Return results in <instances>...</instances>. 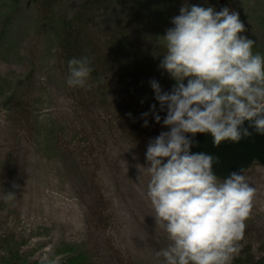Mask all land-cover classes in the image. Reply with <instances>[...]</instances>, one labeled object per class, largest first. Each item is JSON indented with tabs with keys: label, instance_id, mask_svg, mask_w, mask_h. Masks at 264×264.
I'll return each instance as SVG.
<instances>
[{
	"label": "rangeland",
	"instance_id": "rangeland-1",
	"mask_svg": "<svg viewBox=\"0 0 264 264\" xmlns=\"http://www.w3.org/2000/svg\"><path fill=\"white\" fill-rule=\"evenodd\" d=\"M184 4L238 12L262 50L264 0H0V262L12 250L25 264H163L156 252L170 241L144 167L150 140L169 129L154 113L127 121L135 108L114 65L130 62L109 45L124 31L134 53L166 51L160 36ZM64 26L89 43L97 78L84 88L66 84ZM244 176L256 191L232 264L264 260V166Z\"/></svg>",
	"mask_w": 264,
	"mask_h": 264
},
{
	"label": "clouds",
	"instance_id": "clouds-1",
	"mask_svg": "<svg viewBox=\"0 0 264 264\" xmlns=\"http://www.w3.org/2000/svg\"><path fill=\"white\" fill-rule=\"evenodd\" d=\"M171 24L160 36L166 51L159 67L175 84L163 91L150 81L169 130L150 140L144 167L152 216L170 241L156 257L163 264H232L256 189L243 172L217 178L214 158L192 153L188 134L210 133L216 146L239 142L250 135L245 121L264 134V55L253 53L255 41L242 35L245 26L228 7L184 4ZM92 71L87 57L69 59L67 86H88ZM150 111L160 123L156 105ZM41 264H49L47 256Z\"/></svg>",
	"mask_w": 264,
	"mask_h": 264
},
{
	"label": "trees",
	"instance_id": "trees-1",
	"mask_svg": "<svg viewBox=\"0 0 264 264\" xmlns=\"http://www.w3.org/2000/svg\"><path fill=\"white\" fill-rule=\"evenodd\" d=\"M114 18L118 19L116 17ZM119 21H124V18L119 19ZM125 35L127 34L124 31L120 32L118 36L119 39L121 38V40L119 41L118 39V41H115V38H112L113 42L109 46L110 50L117 52V54L122 55L124 54L123 52H126V60L130 62L129 65H126L122 61L116 60L117 66L114 65L119 74H121V80L119 78V83H121L122 86L121 97L130 99L135 108L133 112L128 110V116L132 114L134 119L129 118L127 121L134 122L139 114L141 117H145L142 115L144 113H148L147 116L152 117L151 113L153 112L150 111L152 105H156L155 114L160 112V116L162 119H164L166 116V111H160L159 103L153 101L155 99V94L150 86V81H158L163 91H170L175 84V81L169 77L167 72L159 67L160 61L163 58L162 55L165 53V51L150 44L142 52L134 53L133 51L135 44L129 43V40L125 38ZM61 45L66 69L67 62L71 58L87 57L89 59L86 54V49L88 48L89 43L83 41L81 42V40L77 38L76 34L71 32V28H69V26H64V29L62 30ZM260 48H262V50L254 53H260L261 55H264V44ZM91 67L93 69L91 75L97 78L95 68L93 65ZM136 94L139 97H137ZM18 254L19 253L10 250L8 258H4L0 263L25 264L24 261H21ZM234 264H264V260L256 261L246 255L242 259L235 260Z\"/></svg>",
	"mask_w": 264,
	"mask_h": 264
},
{
	"label": "water",
	"instance_id": "water-1",
	"mask_svg": "<svg viewBox=\"0 0 264 264\" xmlns=\"http://www.w3.org/2000/svg\"><path fill=\"white\" fill-rule=\"evenodd\" d=\"M249 124V121L244 123L249 136L239 142L222 141L218 146L213 144L210 133H197L194 137L188 134L193 139L190 151L211 155L214 158L212 171L219 179L228 178L232 172H243L244 175L254 164L264 166V134L257 133Z\"/></svg>",
	"mask_w": 264,
	"mask_h": 264
}]
</instances>
